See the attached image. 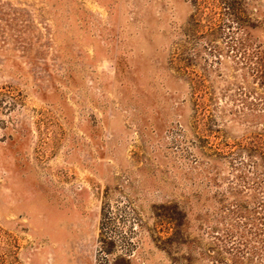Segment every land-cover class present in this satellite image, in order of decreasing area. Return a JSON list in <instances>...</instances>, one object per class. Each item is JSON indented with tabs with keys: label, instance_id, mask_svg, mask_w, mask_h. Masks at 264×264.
I'll return each mask as SVG.
<instances>
[{
	"label": "rangeland",
	"instance_id": "1",
	"mask_svg": "<svg viewBox=\"0 0 264 264\" xmlns=\"http://www.w3.org/2000/svg\"><path fill=\"white\" fill-rule=\"evenodd\" d=\"M205 1L0 0V264H264V0Z\"/></svg>",
	"mask_w": 264,
	"mask_h": 264
},
{
	"label": "trees",
	"instance_id": "2",
	"mask_svg": "<svg viewBox=\"0 0 264 264\" xmlns=\"http://www.w3.org/2000/svg\"><path fill=\"white\" fill-rule=\"evenodd\" d=\"M209 0L205 1L208 2ZM217 2V8L221 6V8L224 9L223 14H229V15H234V16H238V12L235 11L236 9H234V1L233 0H216ZM231 10H233L231 12Z\"/></svg>",
	"mask_w": 264,
	"mask_h": 264
}]
</instances>
